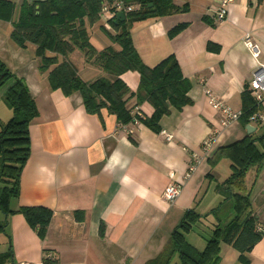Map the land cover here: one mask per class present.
Instances as JSON below:
<instances>
[{
	"label": "crops",
	"instance_id": "obj_1",
	"mask_svg": "<svg viewBox=\"0 0 264 264\" xmlns=\"http://www.w3.org/2000/svg\"><path fill=\"white\" fill-rule=\"evenodd\" d=\"M11 1L18 5L24 0ZM174 2L188 9L135 22L130 29L144 63L153 66L173 54L191 82L192 102L171 109L160 120V132L171 134L170 141L138 121L120 125L106 109L100 117L88 113L79 92L66 96L51 89L48 70L38 68L35 45H16L10 37L12 23L0 20V59L27 84L38 109L29 125L31 149L20 175L19 195L10 199L9 208L45 206L52 211L46 235L40 238L21 213L0 208V222L7 221L0 232V254L10 248L13 264H144L163 249L187 209L204 215L184 233L198 250L205 247L215 225L233 215L232 203L220 189L231 161L223 158L212 165L210 159L220 146L260 134L264 121H250L251 133L239 120L221 127V115L208 103L206 91L240 111L244 86L256 65L264 63V0H233L221 21L215 18L218 0ZM103 20L90 29L97 48L112 45L99 28ZM179 23L187 27L169 37L168 31ZM246 33L259 46L257 58L243 41ZM208 42L219 50H208ZM68 58L85 81L108 76L86 62L80 50ZM121 78L136 91L137 71H126ZM134 103L130 98L128 104ZM135 110L150 115L153 108L144 101ZM11 112L0 114V121L9 119ZM259 113L264 117V102ZM212 131L213 142L203 150L202 141ZM225 161L228 173L222 175L217 166ZM192 163L195 169L185 177ZM244 181L257 229L264 232V166L258 173L256 167L249 168ZM169 183L181 185L174 202L164 195ZM224 199L221 210L212 213ZM47 252L52 256L45 262ZM245 255L248 262L242 263L239 252L221 242L218 264H264V234Z\"/></svg>",
	"mask_w": 264,
	"mask_h": 264
},
{
	"label": "trees",
	"instance_id": "obj_2",
	"mask_svg": "<svg viewBox=\"0 0 264 264\" xmlns=\"http://www.w3.org/2000/svg\"><path fill=\"white\" fill-rule=\"evenodd\" d=\"M116 1L24 0L16 5L11 0H0V20L12 23L10 37L16 45H35L38 68L40 71L48 70L47 80L51 89H59L66 96L79 92L90 114L100 117L102 109H106L120 125L138 121L158 133L163 116L169 114L171 109L180 110L192 102L188 94L191 82L183 75L173 54L153 66L144 63L133 44L130 29L135 22L186 11L188 8L186 5L178 6L174 0H121L125 5H131V10L123 11V17L117 18L118 12L113 17H103V6L113 10ZM102 18L104 20L99 28L112 45L97 48L91 42L90 29ZM105 22L109 27L104 25ZM186 27L187 23L175 25L168 31L169 37ZM114 45L119 48L116 49ZM206 48L218 51L219 45L208 42ZM74 50L82 51L86 62L97 65L108 76H100L92 81L83 80L68 58ZM129 70L139 73L136 91H131L121 78ZM8 81L12 83L2 97L12 116L6 122L0 121V208L5 213H21L37 235L44 238L52 217L51 209L45 206H20L16 210L9 208L10 199L19 195L20 175L31 149L29 125L37 116L38 109L27 84L0 59V88ZM132 97L135 103L129 105ZM144 101L153 108L150 115L135 110ZM262 102L255 101L249 85L244 86L239 117L243 126L250 123V116L260 111ZM255 121L258 124L261 122ZM223 158L231 161L230 174L220 184V189L232 203L231 218L216 224L205 247L198 250L185 239L184 233L189 232L204 215L194 208L187 209L163 249L144 264H170L175 256L178 257V264H218L221 242L239 252L240 262H248L245 254L264 232L257 229L250 189L244 180L249 168L256 167L258 173L264 166V131L220 146L210 163L215 165ZM225 200L212 213L221 210ZM6 222H0V232H4ZM100 232L103 233V228ZM50 258L45 255V262ZM0 264H13L10 248L0 254Z\"/></svg>",
	"mask_w": 264,
	"mask_h": 264
},
{
	"label": "built area",
	"instance_id": "obj_3",
	"mask_svg": "<svg viewBox=\"0 0 264 264\" xmlns=\"http://www.w3.org/2000/svg\"><path fill=\"white\" fill-rule=\"evenodd\" d=\"M233 2V0H218V6L216 7L215 18L217 21L223 20L228 14V7ZM114 8L111 10L107 6H103L102 13L105 17H113L119 11H128L131 10V5H125L123 1L117 0L114 3ZM106 27H109L108 23H104ZM243 41L250 51L251 55L254 58H257L260 49L256 42H254L250 35L246 33L243 37ZM249 88L251 90V94L256 102L260 103L264 101V63H258L254 70L252 71L251 79L249 82ZM206 96L208 99V103L210 106L218 111L221 115L220 117V126L225 127L228 126L232 121L239 120L241 115L240 111L232 110L228 105H226L221 99H219L216 95H214L211 91H206ZM250 121H264V117L259 112L254 113L250 116ZM163 138L167 141L172 139V135L167 133L165 130L160 132ZM216 131H212L210 135L204 138L202 141V149L208 150L213 142L214 135ZM195 169V165L192 163L189 165L188 170L185 174V177H188L191 172ZM181 192V185L176 183H169L164 191V195L169 202H174ZM50 253L46 254V257H51ZM20 264H37V263H29V262H21ZM44 264V263H40ZM58 264V263H56Z\"/></svg>",
	"mask_w": 264,
	"mask_h": 264
},
{
	"label": "rangeland",
	"instance_id": "obj_4",
	"mask_svg": "<svg viewBox=\"0 0 264 264\" xmlns=\"http://www.w3.org/2000/svg\"><path fill=\"white\" fill-rule=\"evenodd\" d=\"M95 27H97V23H95ZM11 83H12L11 81H8V82H7L2 88H0V114H2L3 112H6V111H11V109H9V108L6 106V104L4 103L3 97H1V96H3L4 91L7 89L8 86H10ZM11 116H12V112H11L10 117H11ZM5 120H6V119H5ZM7 120H8V119H7ZM7 120H6V121H7ZM6 121H4V122H6ZM262 131H264V127H262V128L259 129V132H262ZM225 163H227V161H225V162H221V163L217 166L218 171L221 172L222 175L228 173V167H227V165H226ZM212 184H214V183H212ZM230 205H231V203H230ZM225 212H226V210H224V211L221 213V215H222L221 217H223V215L225 214ZM177 262H178V259H177V257H175V258L172 260V262H171L170 264H178Z\"/></svg>",
	"mask_w": 264,
	"mask_h": 264
},
{
	"label": "water",
	"instance_id": "obj_5",
	"mask_svg": "<svg viewBox=\"0 0 264 264\" xmlns=\"http://www.w3.org/2000/svg\"><path fill=\"white\" fill-rule=\"evenodd\" d=\"M123 16H124L123 11H119V12L117 13V18H119V17H123ZM250 126H251L250 124H249V125H246V128H247L248 133H251V131L248 130V128H249Z\"/></svg>",
	"mask_w": 264,
	"mask_h": 264
}]
</instances>
